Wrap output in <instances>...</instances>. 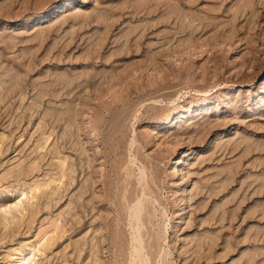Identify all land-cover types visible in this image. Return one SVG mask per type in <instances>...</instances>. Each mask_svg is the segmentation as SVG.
<instances>
[{
    "label": "rangeland",
    "instance_id": "rangeland-1",
    "mask_svg": "<svg viewBox=\"0 0 264 264\" xmlns=\"http://www.w3.org/2000/svg\"><path fill=\"white\" fill-rule=\"evenodd\" d=\"M25 255L264 264V0H0V264Z\"/></svg>",
    "mask_w": 264,
    "mask_h": 264
},
{
    "label": "bare ground",
    "instance_id": "bare-ground-1",
    "mask_svg": "<svg viewBox=\"0 0 264 264\" xmlns=\"http://www.w3.org/2000/svg\"><path fill=\"white\" fill-rule=\"evenodd\" d=\"M21 203V200L19 199H17L15 202H13V203H11V204H9V205H7V206H5L4 208H3V210L4 211H9V210H11L13 207H17L19 204ZM32 252H34L33 250H32ZM31 252V253H32ZM17 258V257H16ZM17 263L18 264H32L33 263V261L30 259V257L29 256H27V255H25V256H19L18 258H17Z\"/></svg>",
    "mask_w": 264,
    "mask_h": 264
}]
</instances>
